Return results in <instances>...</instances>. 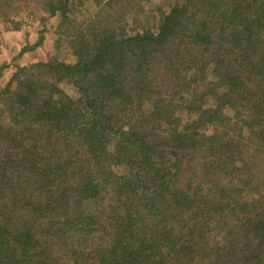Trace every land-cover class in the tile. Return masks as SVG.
<instances>
[{
  "label": "trees",
  "instance_id": "1",
  "mask_svg": "<svg viewBox=\"0 0 264 264\" xmlns=\"http://www.w3.org/2000/svg\"><path fill=\"white\" fill-rule=\"evenodd\" d=\"M0 1L58 16L0 85V264H264V0Z\"/></svg>",
  "mask_w": 264,
  "mask_h": 264
},
{
  "label": "rangeland",
  "instance_id": "2",
  "mask_svg": "<svg viewBox=\"0 0 264 264\" xmlns=\"http://www.w3.org/2000/svg\"><path fill=\"white\" fill-rule=\"evenodd\" d=\"M91 1L97 3V0ZM91 1L90 4H79L82 12H85L86 8L89 10L93 8L91 5L94 4ZM153 1H158V4H161L160 2H164V0ZM4 9L5 6L3 2L0 1V10ZM155 9V6H151L149 4L145 11L139 15V18L147 19L150 14H154ZM10 19H13V22L9 21ZM57 20V15L48 17L44 11L39 10V7L32 3L31 6L26 3H20L18 5L16 16H10L9 13V15H4L3 17L2 14H0V68L2 69L0 85L5 83L12 73L16 72L21 66H26L38 60H45L49 56V54L53 51L52 46L55 38L53 27L55 26ZM12 23L18 26L17 29H12ZM40 34L44 36L42 44L34 50L23 51V47L33 45L39 38ZM62 51L65 56V53L67 52L65 46ZM2 66L5 67L2 68ZM66 90L71 94V96L76 97V92L71 87H67ZM180 121L181 120L178 122ZM250 164L253 166V172L255 171L258 174L262 173L264 170V156H260L257 160L252 161ZM250 164H248V168L252 169ZM260 192L261 191L258 190L249 193L245 192L243 194L245 197L244 199H249L251 194H260ZM29 227L30 228H26V234L32 237L35 233L34 225Z\"/></svg>",
  "mask_w": 264,
  "mask_h": 264
}]
</instances>
